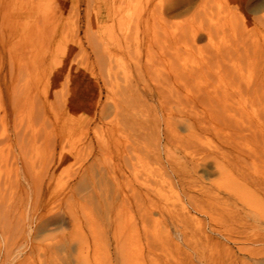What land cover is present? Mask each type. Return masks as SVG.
Returning <instances> with one entry per match:
<instances>
[{"label": "rangeland", "instance_id": "374dc122", "mask_svg": "<svg viewBox=\"0 0 264 264\" xmlns=\"http://www.w3.org/2000/svg\"><path fill=\"white\" fill-rule=\"evenodd\" d=\"M150 1L0 0V264H264V110L160 108L135 64ZM241 1L158 17L212 33L173 66L249 80L244 58L213 55L264 32V5Z\"/></svg>", "mask_w": 264, "mask_h": 264}, {"label": "bare ground", "instance_id": "6f19581e", "mask_svg": "<svg viewBox=\"0 0 264 264\" xmlns=\"http://www.w3.org/2000/svg\"><path fill=\"white\" fill-rule=\"evenodd\" d=\"M30 1L22 0L20 2L22 8L28 6ZM135 1L127 0L128 11L133 9ZM209 1L152 0L140 13L138 23L141 24L145 21L151 33L142 39L137 37L139 42L142 40L141 43L143 42V45L147 46V64L142 65L141 60L135 64L138 65L141 74L145 72V78H154V87L149 88L151 99L155 100L162 109L203 108L207 111H217L220 116H229L231 110L235 106H240L242 102H250L252 106H258L264 110V32L260 33L261 37H255L257 33L253 32L255 34L253 35L250 31L252 35L247 34L248 38H245L243 33L244 36L240 37L241 41L237 44V47L227 50L217 49L213 53L218 58H244L247 61L246 65L250 68L251 78L249 80H245L237 63L229 62L230 69L226 68L227 66L224 67L226 80L219 85L205 78L204 74L207 71L208 64L205 67L197 66L196 68L182 70L173 66L172 59L174 60L178 56V45L180 43L188 46L187 48L189 46L192 48L197 47L198 43L210 39L212 33L203 23H194L188 29L171 32L168 31L166 25H163L161 31H158V27L155 25L158 17L164 21L165 17L178 15L190 9L194 10L195 16L202 14V12L206 14L207 9L211 7L210 5L208 7ZM262 5H264V0H242L240 9L253 13L260 9ZM56 21L54 32L58 31L61 25L60 16ZM152 21L154 23L150 24ZM260 38H262V42ZM156 57L159 60L158 63H155ZM161 64H163V68L160 69ZM201 75H204V78ZM32 219L35 220L34 216ZM63 220L64 218L61 216L54 215L51 217L48 215L42 217L40 222L41 227L46 229L61 224ZM259 258L260 256L251 257V260L258 261ZM231 259L232 257H228V260ZM242 261L246 263V259Z\"/></svg>", "mask_w": 264, "mask_h": 264}, {"label": "clouds", "instance_id": "9594fccd", "mask_svg": "<svg viewBox=\"0 0 264 264\" xmlns=\"http://www.w3.org/2000/svg\"><path fill=\"white\" fill-rule=\"evenodd\" d=\"M187 127V125H185Z\"/></svg>", "mask_w": 264, "mask_h": 264}]
</instances>
